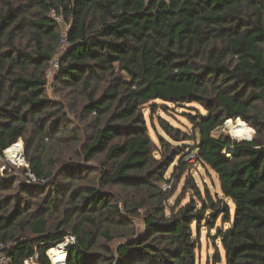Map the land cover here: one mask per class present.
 <instances>
[{"label": "trees", "instance_id": "1", "mask_svg": "<svg viewBox=\"0 0 264 264\" xmlns=\"http://www.w3.org/2000/svg\"><path fill=\"white\" fill-rule=\"evenodd\" d=\"M62 36L69 46L52 79L87 94L83 116H93L96 129L78 152L85 161L101 156V175L60 200L53 181V196L31 210L32 197L22 194L46 190L49 159L26 152L27 169L0 173V253L8 264H51L46 252L69 236L64 264H196L200 231L218 219L209 236L219 241L224 264H264V0H0V152L19 138L36 151L44 140L59 145L67 116L46 89ZM97 79L104 86L95 97ZM153 100L195 102L205 113L188 115L191 133L158 118L174 142L159 136L158 149L143 115ZM234 118L255 129L251 139L211 135ZM192 150L219 190L201 192L188 176L191 198L176 199L166 214L172 190L160 184L175 160L179 179ZM139 208L146 210L143 231L119 230ZM117 231L124 240L112 250L107 243Z\"/></svg>", "mask_w": 264, "mask_h": 264}, {"label": "rangeland", "instance_id": "2", "mask_svg": "<svg viewBox=\"0 0 264 264\" xmlns=\"http://www.w3.org/2000/svg\"><path fill=\"white\" fill-rule=\"evenodd\" d=\"M66 27L67 26L61 22L59 31L61 33L65 32ZM52 77L53 76L49 77L50 81L47 85L46 95L52 101L61 103L63 105V111L67 116L66 122L60 125V128L56 134L57 136L59 134L62 136L61 140L59 141V145L54 139H49L47 141L44 140L43 146H40V149L36 151L35 146L31 145V142L27 149L24 148L23 140L19 138L17 141H21L20 153L24 160L21 164H19L21 160H17L20 156L17 158H11L9 154L5 153V150L2 154L0 153V173H3L1 168L5 166L7 173L12 175H18L22 168H28V164L24 159V154H26V152L28 155H36L37 153H41L44 158L49 159V162L46 163L45 168L52 170V176L49 177L44 183L46 190L40 194L41 192H38L37 190L28 189V192L25 195L22 194V196H25L26 199L29 198V195L32 197V201L30 202V204H32L31 210L36 208V205H33V203H40L45 194H51V196H53V181L54 183H58V186L61 188V192L59 193L60 200L61 197L63 198L67 194V189L82 186L85 182H95L96 179L101 175L99 168L101 156L95 157L89 161H85L78 152L82 144L87 140L88 137L93 135L96 129L95 118H93L91 115L83 116L85 113L82 112V106L87 99V94L77 91L72 92L71 88L63 87L60 82L53 81ZM103 86V80L97 79L95 82H93L92 87L95 89L93 91L95 97L99 96L100 90ZM194 108L200 113H205V110L195 102L172 104L168 102H162L160 100H153L144 104L143 115L146 120L148 133L158 149L161 147L158 141L159 136L174 143L161 129L158 118H163L181 130L191 133L190 129L192 125L188 120V115L195 114L196 110ZM226 120H224L221 126L212 131L211 135L216 137L220 134H224L236 141L245 139L232 136L230 133V127L226 124ZM244 122L253 131L251 137L254 136L255 129L246 121ZM74 134L77 136V138H73ZM184 143L188 142L186 141ZM155 152L156 156L158 157V152ZM227 152H229L230 156L232 157L233 151L231 149H227ZM227 152L225 155H227ZM175 165H177V160H175L174 163H172L167 169L165 173L166 177H173ZM8 174L4 179L11 178V176H8ZM62 175H65L66 177L62 178ZM188 176L193 178L195 184L199 187L201 192H203L204 187H207L212 194L219 190L217 177L211 169L199 162L188 163L178 180H176V176L173 177L174 181L171 187L168 189L172 190V194L169 196L166 202V214L170 212L172 207L176 206V199L179 201L180 205L187 202L191 198L193 194L192 191H190L188 188H184V181L188 178ZM23 177L24 176L22 175L18 177V179L16 178V183L21 178L23 179ZM111 190L120 192V190L116 187H112ZM195 199L197 198L195 197ZM145 214L146 210L144 208L137 209L134 215L125 214L124 217L127 218V224L118 225L117 228L121 231H125L126 228L128 229L129 227H132L138 232L143 231V218ZM63 216L64 214L61 212L54 217H57L56 220L60 221L64 219ZM51 219H53V216ZM219 226H221L220 219L216 221L215 228L211 229L209 232L205 227L201 229L198 246L195 249L196 264H224L223 252L220 248L219 241L212 239L213 236H209L210 234L214 235L216 227ZM113 237L114 238L112 241L107 243V245L112 250H114L115 247L124 240V236L118 231L113 233ZM98 242L104 243L105 241L102 237H99ZM63 243L70 244L73 242L70 241L69 237H66ZM218 253H220L221 261L215 263V257ZM65 257L66 249L64 246V259H62V264H64ZM50 262L51 264H54L52 259H50ZM26 264L38 263L34 259H29L27 260Z\"/></svg>", "mask_w": 264, "mask_h": 264}, {"label": "built area", "instance_id": "3", "mask_svg": "<svg viewBox=\"0 0 264 264\" xmlns=\"http://www.w3.org/2000/svg\"><path fill=\"white\" fill-rule=\"evenodd\" d=\"M51 15H53L52 11H51ZM55 19L58 20V21L61 20L60 17H55ZM68 46H69V42L66 40V38L64 36H62L60 41H59L58 52H57L56 56L53 59H51L49 61V63H48V69H47V77L48 78L50 76H54V74L57 72V70L59 68L58 55L64 49H66ZM6 149H4V150H6ZM4 150H2L0 153L2 154ZM19 156L20 157L17 160H21L20 163H19V164H21L24 160H23V156L21 155V153L19 154ZM197 160H198V155H197V152L195 150L188 151L183 157V161L187 162V163L196 162ZM4 170H5V166L3 168H1L2 172ZM27 176H28V181H36V178H35V176L32 173L28 172ZM173 181H174V179L172 177H170V176L167 177V180L160 184V188L163 191H167L171 187ZM69 239H70L71 242L74 241V238L72 236H69ZM26 262H27V260L25 261V264H26ZM8 263H9L8 257L5 256L4 254L0 253V264H8Z\"/></svg>", "mask_w": 264, "mask_h": 264}, {"label": "bare ground", "instance_id": "4", "mask_svg": "<svg viewBox=\"0 0 264 264\" xmlns=\"http://www.w3.org/2000/svg\"><path fill=\"white\" fill-rule=\"evenodd\" d=\"M226 124L230 127V133L232 136L236 138H245L248 139L252 135V129L246 125L244 121L240 118L236 119H227ZM21 151V141L15 142L13 145L8 147L5 150V153L9 154L12 158H16L19 156ZM68 243H59L55 247L50 248L47 251V255L52 259L54 264H62V259H64V245Z\"/></svg>", "mask_w": 264, "mask_h": 264}, {"label": "water", "instance_id": "5", "mask_svg": "<svg viewBox=\"0 0 264 264\" xmlns=\"http://www.w3.org/2000/svg\"><path fill=\"white\" fill-rule=\"evenodd\" d=\"M249 139H251V138H249ZM64 246L66 247V246H68V244H66V245H64ZM36 256H37V255H36ZM36 256H35V257H36Z\"/></svg>", "mask_w": 264, "mask_h": 264}]
</instances>
